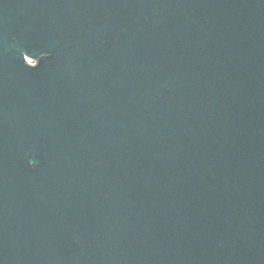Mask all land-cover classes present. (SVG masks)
<instances>
[{"label": "water", "instance_id": "water-1", "mask_svg": "<svg viewBox=\"0 0 264 264\" xmlns=\"http://www.w3.org/2000/svg\"><path fill=\"white\" fill-rule=\"evenodd\" d=\"M0 264H264V0H0Z\"/></svg>", "mask_w": 264, "mask_h": 264}, {"label": "snow or ice", "instance_id": "snow-or-ice-1", "mask_svg": "<svg viewBox=\"0 0 264 264\" xmlns=\"http://www.w3.org/2000/svg\"><path fill=\"white\" fill-rule=\"evenodd\" d=\"M33 170H36V165L35 164L33 165Z\"/></svg>", "mask_w": 264, "mask_h": 264}]
</instances>
